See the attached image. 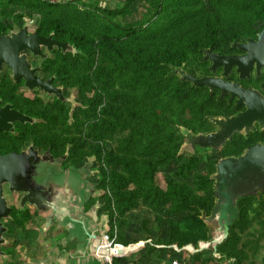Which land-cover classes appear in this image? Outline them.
<instances>
[{"label": "trees", "instance_id": "16d2710c", "mask_svg": "<svg viewBox=\"0 0 264 264\" xmlns=\"http://www.w3.org/2000/svg\"><path fill=\"white\" fill-rule=\"evenodd\" d=\"M99 1L0 0V33L13 30L11 18L33 20L29 31L72 47L52 50L41 66L63 85L75 87L79 103L71 113L61 105L41 114L40 97L23 93L20 84L0 75L1 103L37 118L18 122L16 131L8 133L10 144H55V150L67 151V160L77 166L93 157L98 193L87 208L101 203L107 234L124 246L116 250L129 253L139 247L125 234L129 213L143 211L139 225L148 240L146 251L131 259L114 257L111 264H139L164 246L181 252L192 247L188 264H258L254 256L264 241V190L238 198V213L226 239L215 248L199 247L211 241L204 217L215 205L211 176L217 162L264 142V130L257 125L246 135L234 134L219 157L202 154L209 148L201 147L179 153L185 141L181 126L207 133L214 130L209 117L231 115L244 106L235 107L218 89L192 85L174 70L212 75L205 50L238 52L233 42L256 38L264 25V0H123L113 8L101 7ZM230 79L238 78L232 74ZM58 124L64 127L57 129ZM31 216L28 209L12 211L8 234L15 226L31 223Z\"/></svg>", "mask_w": 264, "mask_h": 264}, {"label": "water", "instance_id": "95a60500", "mask_svg": "<svg viewBox=\"0 0 264 264\" xmlns=\"http://www.w3.org/2000/svg\"><path fill=\"white\" fill-rule=\"evenodd\" d=\"M233 47L243 51L242 55L220 54L205 50L204 58L210 61L209 70L214 72L221 68L220 76L196 75L186 72L183 68L174 70L183 80L189 81L194 86H206L210 91L218 89L221 95L228 94L236 98V106L244 105V110L228 116L209 117V120L217 126V129L208 133L194 134L184 126L180 127L181 134L185 137L184 143L192 148H221L234 134H247L254 129L257 123L264 128V81L260 84V90L252 87H244L239 82L230 81L231 69L234 67L238 79L248 78L253 69L257 74L264 69V25L256 34V38H249L242 42H233ZM52 50L54 47L62 51L72 47L63 41L54 39L51 35L42 36L28 30L25 23L17 30L8 33H0V71L6 65L12 73L16 83L24 81L27 88L38 87L48 93L61 96L60 88L51 85L48 81L34 76V68H31L26 51L32 55L44 57L42 48ZM14 121L21 123L33 122L30 116L21 113L11 107L9 103L0 105V131H12ZM32 148L20 152H9L0 155V255L3 254L2 244L6 242L4 232L7 227L2 219L10 215L11 207L3 194V185H8L10 192H23L25 196L21 200L34 206L40 211H49L45 217L43 230L51 222L57 221L60 225L64 220L67 224L80 219L72 215L71 205L65 198L58 194V189L51 183H42V174L30 175L26 178L18 171V166L27 161L31 167ZM214 180L215 205L210 215L217 218L218 233L211 239L215 248L229 233V227L236 219L238 213L237 200L241 196L255 193L264 189V142H258L247 147L237 156L230 155L220 159L216 164L215 173L211 176ZM65 200L61 202L58 200ZM45 202L51 205L46 207ZM56 203L59 205L55 208ZM89 232V231H88ZM87 232L91 240L93 232ZM120 246L124 247L122 244Z\"/></svg>", "mask_w": 264, "mask_h": 264}, {"label": "rangeland", "instance_id": "374dc122", "mask_svg": "<svg viewBox=\"0 0 264 264\" xmlns=\"http://www.w3.org/2000/svg\"><path fill=\"white\" fill-rule=\"evenodd\" d=\"M122 1L123 0H100L99 5L101 7L108 6V7L113 8L117 6L118 4H120ZM0 19H3L1 17V14H0ZM10 21L14 23L13 30L19 29L25 23H28V29L31 30L34 25L33 20L31 21L27 20L25 22L24 21L20 22V21H17L16 19L11 18ZM30 58L34 60L36 63H39L41 61L40 57H37L32 54ZM7 72L8 74H11L9 70L6 71V73ZM218 73L219 72H215V75ZM220 74L221 72L218 75ZM20 90L23 91V89H20ZM74 93L75 92L73 91L70 94V98L71 100H73L71 102L72 103L71 106L73 107V109H75L79 105L78 100L73 99L74 95H76ZM213 126L215 127V129L217 128L215 124ZM197 148L198 146H196L195 148H192L190 144H186L183 142V144L180 147L179 153L191 154L197 151ZM221 148H218V149L209 148L208 150H204V151L199 150V151H202V154H211L214 157H219L218 152L221 150ZM89 160H90V163L88 165H85L83 168L86 174L88 173L89 175L91 174L89 178L92 182L95 183L98 180L96 165H95L93 157L89 158ZM78 178H79V175H78ZM97 193L98 191L93 190L92 194L93 196H95ZM32 207H30L29 209L32 214L30 218L31 223L25 222V224L22 227L15 226L13 233L9 234L8 237L4 236L5 239L7 237L9 240V241L7 240V242L9 243V244L7 243L8 244L7 250L13 252V254L9 256V259L7 260L6 264H10L8 263L9 261L11 262V264H46L47 260L49 259L52 260V258L57 259L58 257L61 256V253L64 254L63 250H65L66 248L70 249V244H73L71 245L72 248L73 247L79 248L81 246V244L77 243L74 240L73 241L75 243H73L72 241L71 243H68V242L66 243L65 239L67 237H71L73 235H75V237L77 236V238L79 239L86 237L87 231L85 230L83 221L81 220L83 216L82 214L80 215V213L76 211H72V215L80 220L73 221L71 222L70 225L67 224L66 220L60 223V225L57 221H55L53 224H50L48 227H46V229L43 231L42 227L44 226V223H45V216L47 215V212L49 211L39 210L38 212H35ZM90 209H91V215H90L91 219H89L88 221L90 224L94 223L96 225L97 235L100 236L102 232L107 233L106 217L103 215L101 203L98 201L95 202ZM142 213H143L142 210L129 213V220H128L129 224L127 226V231H126L125 236L127 237L128 240L133 241V243L136 242L134 244L140 243L139 247L136 250L130 251V253L126 255L127 258L129 259H131L134 256L133 255L134 253L135 254L143 253L146 251V248H147L146 241L148 240L144 239L145 233L142 227L139 225ZM262 218L264 219V212L262 214ZM204 219H205L206 224L209 226L211 239H213L214 236L218 233L217 218L215 217V218L210 219V215H209V216H205ZM8 220L9 219L6 218V222H8ZM255 226L256 225L253 224L250 227V229L253 230ZM9 238H13V239L15 238L16 243L15 244L10 243ZM95 241H97V243L94 245H97L99 243L98 237H96ZM82 242L84 245L85 240H83ZM261 243L262 244L258 248L256 255L254 256V260L258 264H261V259L264 254V241H261ZM211 247H212L211 242H206L200 245L199 250L210 249ZM60 250H61V253L59 252ZM127 250L128 249L122 251V254L124 253L123 255H125ZM55 251H57V253H55ZM181 251H182L181 249H176L171 246H164L162 249L155 250V252L151 256H146L145 258L141 259L139 264H188L187 261L190 258V256L195 252V250L192 247H187L186 249H183L184 252H181ZM115 252L117 253L121 251H118L116 249L110 250L108 248L107 251L105 252V255L110 256L111 253H115ZM93 257L95 258L94 255ZM4 259H5L4 257L0 256V264H5ZM208 264H228V263L226 261L213 260L209 262Z\"/></svg>", "mask_w": 264, "mask_h": 264}, {"label": "flooded vegetation", "instance_id": "af4514ba", "mask_svg": "<svg viewBox=\"0 0 264 264\" xmlns=\"http://www.w3.org/2000/svg\"><path fill=\"white\" fill-rule=\"evenodd\" d=\"M253 39H255V38H253ZM54 49H60V48L54 47L52 50H54ZM41 50L45 56L44 57L37 56V57L41 58V61L39 63H36L34 60H32L30 58V56H31L30 52L26 51L27 58L30 62L31 68L35 69L33 72L34 76L40 77L45 81H48L51 79V85L56 87V88H60L61 96L58 97L56 94L48 93L47 91L39 89L38 87L29 89L25 86L23 80L17 83V84H20L18 88H19V90L23 89V91L22 90L21 91L23 93L29 95V96L37 95L38 97H40L42 99L44 111H42L41 114H44L47 111L59 110L60 109L59 107L61 105H64V107H69L70 113H71L74 109L71 106V104H72L71 102L73 100H71L70 94L73 91L75 92L74 94H76L75 87L63 85L60 82V79L57 78V76L55 74H50L49 71H46L44 68H42V66H41L42 59H44L52 50H46L44 47ZM243 53H244L243 51L238 50V52H233V53H229V54L242 55ZM28 55H29V57H28ZM8 70L11 73V70L6 65H3L2 69L0 71V75H3V74L8 75L9 78H11L14 81V79L12 77V73L11 74H8V72L6 73V71H8ZM210 72L212 73V75H215V72L220 73V72H222V69L217 68L214 72H212V71H210ZM231 73L236 74V77H237V73L235 71V68L233 67L230 71L229 76L226 79L230 80V81L239 82L244 87H252L254 89L260 90V84L264 81V69L263 68H261V71L258 74H257L256 70L253 69L251 71L250 76L248 78H245V79H235V80L230 79V77L232 75ZM218 74H216L215 76L221 75V74L220 75H218ZM242 82H245V84H243ZM24 90H25V92H24ZM226 95H228V94H226ZM220 96L224 97L225 95L220 94ZM73 99H76V95H74ZM229 99L233 100L235 102L234 106L237 107L236 106V98L230 97ZM57 100H59V102H61L62 104L57 102ZM4 104H6V103L2 104L1 100H0V105H4ZM242 106H244V105L242 104ZM16 110H18V109H16ZM242 110H244V108L237 110L235 113L242 111ZM18 111H20V110H18ZM20 112L28 115L27 113H24L22 111H20ZM35 120H37V118H35L34 121ZM18 122L19 121H14L12 123V125H13L12 131H0V155L6 154L9 152H13V151L14 152H20L23 150H28V148L31 147L32 148V154H31V160H30L31 167L29 168L27 161H24V162H22V164H20L18 166V171L21 172V175H23L26 178L29 176V174L30 175L42 174V176H43L42 183L43 184H46V183L53 184L58 189V194L61 195L63 198H65V200H67L69 202V204L71 205L72 211H76V212L80 213V215L81 214L83 215L81 220H83L84 224H86V222L89 219H91V216H90L91 215V209L90 208L93 205L92 204L89 205L88 208H87V205L90 203V200L93 196V194H92L93 190H94L93 186L95 185V183L90 180L89 176L91 174L90 175H89V173L86 174L83 167L90 163L89 158H91V157L86 158L82 163H80L77 166V165L72 164L70 161L67 160V155H68L67 151L64 153H60L58 150H55L57 148V146L55 144L52 146H49V145H45V144L44 145L37 144V143L33 142L32 140H28L25 142L18 140L16 144L11 145L10 144L11 136L8 133H14L16 131V125ZM19 123H21V122H19ZM69 123H70V121H69ZM257 125L258 124L256 123L254 125V128ZM63 127H64V125H61V124L56 125L57 129H61ZM258 127H259V130H264V128L261 129L259 125H258ZM216 129L214 127V130H216ZM253 130H250L249 132H251ZM5 132H7V133L5 134ZM210 132H212V131H210ZM244 135H246V134H244ZM259 142H262V141H259ZM9 147H11V150H8ZM68 148L69 147L67 146L65 150H67ZM77 174L79 175V178H78ZM3 188H4L3 194L6 197L8 204L11 207L10 215L7 217L9 219L8 222H6V218L2 219L3 224L7 227V230L4 232L3 235L8 237L9 236L8 224L11 222L10 219H11L12 211H16V213H20L23 210H26V209L29 210L30 207H32V205L28 204L27 202H24L23 205L21 204V200L25 196V194L23 192H10L8 190L7 184H4ZM256 192H258V191H256ZM65 200L61 201L59 199L57 201V203L59 201L67 203V201H65ZM57 203L55 205L56 209L59 206ZM45 204H46V207L51 205L50 202H45ZM32 208L34 209L35 212L39 211L35 207H32ZM49 213L50 212H47V215ZM53 223L54 222H51V224H53ZM7 237L5 239L6 242L4 244H2V246H1L3 254L0 255V256L5 258L4 259L5 264H6L7 260L9 259V256H11V254L6 253V251H8L7 245L9 244L7 242V240H8ZM8 263L11 264L10 261Z\"/></svg>", "mask_w": 264, "mask_h": 264}, {"label": "crops", "instance_id": "0c3cea01", "mask_svg": "<svg viewBox=\"0 0 264 264\" xmlns=\"http://www.w3.org/2000/svg\"><path fill=\"white\" fill-rule=\"evenodd\" d=\"M44 225H45V223H44ZM83 225H84L85 230L87 232L88 231L89 232H93L92 233L93 236H92L91 240L88 239L89 235H87V234H86V237H84L82 239H79V238H77V236L75 237V235L72 234L73 236L67 237L65 239V242L66 243L67 242L71 243V241H72L73 243H75L74 241H76L77 243L81 244V246L79 248H77V247H73L72 248L71 245H73V244H70V249L66 248L67 249L66 250L64 248L66 250V251L63 250L64 254L61 253V250H62L61 249L59 251L61 253V256L58 257L57 259H53L52 258V260L51 259L47 260L46 264H97L98 263V260L93 257L94 253L97 252L98 250H102L103 253L105 254V252L107 250H105V249L103 250L101 248V246L103 247L104 244L102 242V245H101V239H100V236L97 235V231H96L97 227H96V225L94 223L90 224L89 221H87L86 224H84V222H83ZM96 237H98L99 243L97 245H94V244L97 243V241H95ZM63 239H64V237H63ZM83 240H85L84 245H83V242H82ZM20 244H22V243H20ZM55 253H57V251H55Z\"/></svg>", "mask_w": 264, "mask_h": 264}, {"label": "built area", "instance_id": "2783aa9c", "mask_svg": "<svg viewBox=\"0 0 264 264\" xmlns=\"http://www.w3.org/2000/svg\"><path fill=\"white\" fill-rule=\"evenodd\" d=\"M41 1H46V2H49V3H61V2L69 1V0H41ZM100 239H101V245H102V242L105 243V245H104L106 247L105 249L114 248V247L120 246V244L116 243L114 241V239L110 238V236L107 233H105V232L101 233ZM104 246L103 247L101 246V248L103 250H104ZM127 254L128 253H126L125 255H127ZM125 255H113V256L107 258V256L103 253L102 250H98L97 252L94 253L95 258L98 260V264H111L112 263V259L114 257H122V256H125Z\"/></svg>", "mask_w": 264, "mask_h": 264}, {"label": "bare ground", "instance_id": "6f19581e", "mask_svg": "<svg viewBox=\"0 0 264 264\" xmlns=\"http://www.w3.org/2000/svg\"><path fill=\"white\" fill-rule=\"evenodd\" d=\"M103 244L105 245V243L103 242ZM106 247L104 246V249H105ZM108 249V248H107ZM107 249H105V250H107ZM110 250H112V249H115V248H109ZM122 254V252H115V253H111L110 254V256H107V258H109V257H111V256H113V255H121ZM124 254V253H123ZM122 254V255H123Z\"/></svg>", "mask_w": 264, "mask_h": 264}]
</instances>
